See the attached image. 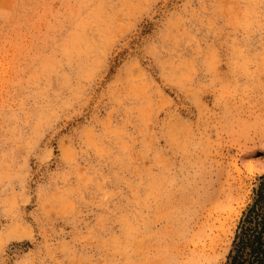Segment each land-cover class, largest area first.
I'll return each instance as SVG.
<instances>
[{
	"label": "rangeland",
	"instance_id": "rangeland-1",
	"mask_svg": "<svg viewBox=\"0 0 264 264\" xmlns=\"http://www.w3.org/2000/svg\"><path fill=\"white\" fill-rule=\"evenodd\" d=\"M264 174V0H0V264H224Z\"/></svg>",
	"mask_w": 264,
	"mask_h": 264
},
{
	"label": "trees",
	"instance_id": "trees-1",
	"mask_svg": "<svg viewBox=\"0 0 264 264\" xmlns=\"http://www.w3.org/2000/svg\"><path fill=\"white\" fill-rule=\"evenodd\" d=\"M224 264H264V174L258 177Z\"/></svg>",
	"mask_w": 264,
	"mask_h": 264
}]
</instances>
